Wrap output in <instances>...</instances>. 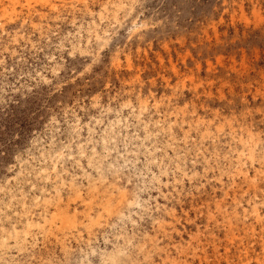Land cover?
Returning <instances> with one entry per match:
<instances>
[{"label": "rangeland", "instance_id": "rangeland-1", "mask_svg": "<svg viewBox=\"0 0 264 264\" xmlns=\"http://www.w3.org/2000/svg\"><path fill=\"white\" fill-rule=\"evenodd\" d=\"M0 264H264V0H0Z\"/></svg>", "mask_w": 264, "mask_h": 264}, {"label": "bare ground", "instance_id": "bare-ground-1", "mask_svg": "<svg viewBox=\"0 0 264 264\" xmlns=\"http://www.w3.org/2000/svg\"><path fill=\"white\" fill-rule=\"evenodd\" d=\"M257 142L256 141H252V143L250 144V148H251V154L254 156V153H255V147H257V144H256ZM251 177V176H250ZM238 237V236H237ZM233 238H235V236L233 237Z\"/></svg>", "mask_w": 264, "mask_h": 264}]
</instances>
